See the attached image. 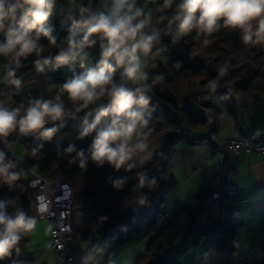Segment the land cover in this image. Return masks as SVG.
<instances>
[{
    "label": "trees",
    "instance_id": "trees-1",
    "mask_svg": "<svg viewBox=\"0 0 264 264\" xmlns=\"http://www.w3.org/2000/svg\"><path fill=\"white\" fill-rule=\"evenodd\" d=\"M90 2L95 11L99 3L97 0ZM181 2L173 0L167 8L164 7V0H153L144 8L141 1L136 5L144 12L140 20L154 12V20L146 35L158 34L151 52L142 56L143 79L139 76L134 80L127 79L124 68L110 60L115 68L112 80L118 85L123 84L134 100L144 98L148 101L140 107L146 121L141 129H148L150 133L139 139L134 135L130 143L143 140L147 148L134 154L119 168L106 160L97 162L91 157V146L97 131L111 119V114L101 117L96 128L82 135L96 122L101 110L111 108L109 97L104 96L88 108L77 111V105L68 99L67 94L60 93L66 80L85 73L80 67L57 59L66 52L67 38L73 31L69 19L60 14V7L58 15L49 16L45 21V27L51 29L56 44L41 36L37 41L42 48L39 54L32 52L16 56L17 47L3 55L7 69L0 77L1 85L11 84V80L23 81L19 88L14 89L6 111L19 109V120L32 101L53 100L57 95L61 96L65 109L61 119L49 120L42 129L21 134L17 128L7 136H0L4 162L13 165L9 174L19 177L10 182L0 177V203L5 205L8 215L14 217L18 212L26 213L33 208V199L26 186L28 167H33L48 179L57 175L65 177L73 189V209H96L93 217L74 227L83 241L106 238L115 245H123L150 238L145 258H139L134 264H243L244 261L234 263L229 257L237 248V234L231 206L236 199L232 195L233 186L229 184L227 158H224L213 180L201 187L171 217L164 212L163 204L165 196L177 185L175 176L170 172L169 156L173 146L183 141L196 144L207 140L208 136L199 138L197 131L207 125L208 115L213 116L209 122V133L215 137L219 122L214 103L238 122L239 102L244 104L259 91H264V44H245L242 30L225 26L223 19L218 21L216 30L211 33L197 29L180 33L178 21L173 18ZM19 20L20 14H16L15 22L5 21L3 29H0V45L7 44L8 31L10 28L18 29ZM200 34H203L204 41L211 40L209 53L217 52L220 42L230 43L231 46L238 41L245 44L252 62L236 66L225 77L218 78L222 69L218 59L205 58L200 50L199 53L192 48ZM30 35L35 37V30ZM91 40L94 43L85 48H91L96 53V46L104 40L99 34ZM101 59L102 56L94 57L90 70L98 71ZM226 79L230 82L223 84ZM206 84L215 86L211 100L199 103L194 99L199 108H193L189 104L190 98H194L190 95L192 89ZM207 106L206 112L203 109ZM47 130H53L50 137L42 135ZM191 133L197 137L189 136ZM163 134L166 136H161ZM13 144H19L26 152L32 149L35 155L18 161L9 150ZM69 148L72 151L69 152ZM260 226L264 230V219ZM19 235V242L9 255L0 259V264H36L25 253L27 240L24 232ZM206 237H210V250L203 261L186 263L184 254ZM246 259L249 262L245 264H264V245Z\"/></svg>",
    "mask_w": 264,
    "mask_h": 264
},
{
    "label": "clouds",
    "instance_id": "clouds-1",
    "mask_svg": "<svg viewBox=\"0 0 264 264\" xmlns=\"http://www.w3.org/2000/svg\"><path fill=\"white\" fill-rule=\"evenodd\" d=\"M172 3L173 0H164V7H170ZM53 4L54 0H0V29H3L6 20L15 22L16 14H21L18 29L10 28L7 44L0 45V55L8 54L17 47L16 56L32 52L39 54L42 48L38 46L37 41L41 36L51 44H56L51 29L45 27ZM85 14L86 17L78 26L80 30L70 32L67 50L57 59L65 62L69 57H75L86 46L94 43L91 37L99 34L100 38L106 41V45H102L100 67L98 71L88 70L66 80L60 88V93L67 94L68 99L77 105V111L88 108L104 96L109 97L111 108L101 110L96 122L82 135H87L88 131L96 128L101 117L111 114V119L97 131L91 146V157L97 162L106 160L119 168L134 154L147 148L143 140L131 145L129 141L134 135L139 137L138 127L142 128L146 124L140 107L148 101L144 98L134 100L123 84L113 83L111 74L115 68L110 60L114 61L116 66L124 67V76L127 79H136L140 74V55L151 52L158 34L146 35L141 32L144 21H138V18L143 15V10L136 7L135 0H106L100 11L81 9V15ZM173 19L178 21L180 33L193 29L211 33L216 30L218 21L223 19L225 26L242 30L245 44H264V0H182ZM33 30L35 37L30 35ZM225 70L222 68L221 74ZM10 83L19 85L20 82L11 80ZM64 111L60 95L53 100L32 101L19 120V109L11 112L0 110V136H7L17 128L21 134L42 129L49 120L61 119ZM52 131H44L42 135L50 137ZM68 151L72 149L69 148ZM4 160V154L0 152V177L8 182L17 180L19 177L16 174H9L13 165L6 164ZM35 226L36 221L27 217L24 212L10 216L5 211V205L0 203V259L9 255L10 250L17 245L21 232H31Z\"/></svg>",
    "mask_w": 264,
    "mask_h": 264
},
{
    "label": "crops",
    "instance_id": "crops-1",
    "mask_svg": "<svg viewBox=\"0 0 264 264\" xmlns=\"http://www.w3.org/2000/svg\"><path fill=\"white\" fill-rule=\"evenodd\" d=\"M140 1L141 4L143 3L144 8L153 0H135V4L137 5ZM102 2H106V0H102ZM6 69L7 67L3 63V55H0V77L6 72ZM19 82V85L11 83L2 86V95L10 99L14 89L23 84L22 79H19ZM208 85L211 86L208 87ZM214 90L215 86L213 84H206V87L197 86L193 88L190 95L199 103H204L211 100V93ZM203 95L207 96L204 97ZM214 106L218 110L219 130L213 138L222 145V152L207 145L206 153H196L194 158L191 159L195 164L189 168V171L192 172L188 182L193 179L191 187L186 185L180 190L182 182L185 181V176L178 178L174 175L177 185L165 196L163 209L165 208L167 196L173 194L170 200L172 206L170 203L169 209L166 210V213L171 217L178 208L179 198H182L185 194L188 195L187 197H192L201 187L211 182L219 173L224 158H227L231 172L229 174V184L233 186L232 195L236 199L231 204L234 209L232 220L236 225V234L239 231L250 234L257 230L261 220L264 219V155L246 151H241L239 154L226 153L224 144L229 138L236 135L253 139L264 138V91H259L244 104L239 102L238 122L225 110L217 105ZM209 122L210 119H208L207 125ZM197 134L199 138L205 136L204 134L200 136L201 133H198V131ZM206 141L205 139L199 143ZM28 151V156L35 155L34 150ZM16 160L22 161L23 159ZM80 213V217L75 222L72 216L75 228L81 222L93 217L96 214V209L89 207L86 210H80ZM29 217L36 221V226L31 232H24L27 240L25 253L30 255L36 264H62L50 247L49 222L38 219L35 208ZM149 240L150 238H146L140 242L115 245L106 238L83 241L75 233L71 248L79 261L75 264H134L139 258H145Z\"/></svg>",
    "mask_w": 264,
    "mask_h": 264
},
{
    "label": "rangeland",
    "instance_id": "rangeland-1",
    "mask_svg": "<svg viewBox=\"0 0 264 264\" xmlns=\"http://www.w3.org/2000/svg\"><path fill=\"white\" fill-rule=\"evenodd\" d=\"M91 0H54L53 8L51 10V13L49 16H56L59 13V7L60 9V14H62L64 17L68 18L69 21L71 22V27L73 30L79 31V24L86 17V14L84 16L81 15V9H89L91 12H97L102 10V7L105 5L106 2H102V0H97L98 8L94 11L93 8H91ZM89 3L86 5V3ZM150 4V3H149ZM62 12V13H61ZM154 12L151 11L150 16L144 18L142 21H144V27L141 29V32L144 34H147V31L149 27L151 26L153 20H154ZM17 14H20L19 12ZM144 14V12H143ZM21 15V14H20ZM143 16V15H142ZM141 16V17H142ZM140 17V18H141ZM138 19V21L140 20ZM137 21V22H138ZM203 34H200L199 38L196 40L194 45L192 46L193 49H195L196 52L201 51V55L205 58H210L211 60H217L218 64L221 66V68L226 69L223 74L220 73L218 78H223L225 77V74L233 69L236 66L243 65L244 63L247 62H252L251 55L248 54V52L245 50V44H242L241 42H237L234 44V46H231L230 43L227 42H220L218 45V50L217 52L209 53L208 47L211 42V40L208 43H205V41L202 39ZM208 40V39H207ZM102 45H106V42H102L101 44L96 46V53H94L93 49L91 48H84L82 51L78 52V54L75 57H69L66 62L73 64L76 67H80L84 72L90 70V63L93 60L94 57L96 56H102ZM200 50V51H199ZM143 54L140 55V74H138L140 79L144 78L143 75ZM230 67V69H227ZM124 68V67H123ZM230 80L226 79L224 83H229ZM116 85H118L117 82L113 81ZM143 86V85H142ZM201 87H206V85H200ZM211 85H208L210 87ZM143 88V87H142ZM206 97L207 95H203ZM4 97V96H3ZM5 98V97H4ZM207 99V98H206ZM210 99V98H209ZM190 105L194 108H199L196 106V101L194 98H190L189 101ZM215 105V103H214ZM208 107H205L203 110L206 112L208 111ZM202 109V107H200ZM208 115V113H207ZM215 117V116H214ZM208 119L213 120L212 115H208ZM244 126V125H243ZM211 130L210 125L208 124L207 126H203L202 129L198 131V133H201L200 136L203 134L208 136L206 142H202L199 144H194V143H189V142H181L179 144H176L173 146L170 152L169 156V161H170V172L173 175H176L178 178H183L185 176V181L182 182V185L180 186V190L188 185V187H191L192 181L188 182V179L190 177V173L192 171H189L190 166H194V162L191 161V159L194 158V155L198 152L206 153L207 152V145L210 148H216L219 152H222V145L220 144L219 141H216L215 139L213 140L214 135L209 133ZM138 131L140 133V136L136 138L139 139L145 135H147L149 132L148 129H141L138 127ZM187 133V131H186ZM188 135V133H187ZM161 136H166V135H161ZM191 137H197L196 134H189ZM151 136L148 138L150 139ZM133 139V138H132ZM132 139L129 141V144L131 143ZM199 147V148H198ZM11 155L15 159H24L25 157L28 156L29 151H23L19 144H13L9 148ZM134 156V155H133ZM224 158V157H223ZM80 178H82L80 176ZM172 195L167 196L165 200V208L163 209L164 212L169 209L170 205V200L172 198ZM188 195L185 194L182 196L180 199V203L178 204V209L182 208L186 202L191 197H187ZM172 206V203H171ZM171 208V207H170ZM34 211V208H31L26 216L29 217V215H32ZM80 210L73 209V221L75 222L78 220V217H80ZM235 220H237L235 218ZM264 245V230L260 228V226L257 227V230L254 231L253 233H244L242 231H239L237 233V248L234 251L233 254H231L229 257L230 259L236 263L239 261H244L243 264H245L247 261L246 257H249L250 255L256 254L261 246ZM210 250V237L204 238L200 244L194 248L189 249L185 254H184V261L186 263H191V262H202L204 256L208 253ZM249 255V256H248Z\"/></svg>",
    "mask_w": 264,
    "mask_h": 264
},
{
    "label": "built area",
    "instance_id": "built-area-1",
    "mask_svg": "<svg viewBox=\"0 0 264 264\" xmlns=\"http://www.w3.org/2000/svg\"><path fill=\"white\" fill-rule=\"evenodd\" d=\"M1 89L0 82V110H6L11 101L3 97ZM224 148L226 153L239 154L241 151H246L264 155V138L257 140L236 135L225 142ZM28 172L26 186L31 193L38 219L49 222L51 250L62 264L79 262L71 248L75 239L71 185L63 175L48 179L33 167H28Z\"/></svg>",
    "mask_w": 264,
    "mask_h": 264
},
{
    "label": "snow or ice",
    "instance_id": "snow-or-ice-1",
    "mask_svg": "<svg viewBox=\"0 0 264 264\" xmlns=\"http://www.w3.org/2000/svg\"><path fill=\"white\" fill-rule=\"evenodd\" d=\"M42 210H43V206H42Z\"/></svg>",
    "mask_w": 264,
    "mask_h": 264
}]
</instances>
